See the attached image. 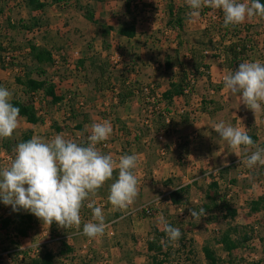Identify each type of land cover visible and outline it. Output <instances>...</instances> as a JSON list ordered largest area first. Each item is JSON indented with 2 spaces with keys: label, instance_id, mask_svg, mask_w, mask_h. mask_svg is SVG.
Instances as JSON below:
<instances>
[{
  "label": "rangeland",
  "instance_id": "1",
  "mask_svg": "<svg viewBox=\"0 0 264 264\" xmlns=\"http://www.w3.org/2000/svg\"><path fill=\"white\" fill-rule=\"evenodd\" d=\"M43 1L50 2V0ZM103 1L104 3H99L100 0H66V4L63 3L64 5H60L62 7H58L59 5L52 7L53 4H51L46 7V14H43L44 18L47 20L45 21V26L34 29L31 32H27L23 31L20 26L21 19L27 20L28 18V10L24 5V2H22V0H0V41L5 45L9 44L6 45L9 47L18 46L20 44L23 45L29 40H33L39 44L46 41L49 45H54L53 48H51L54 51L55 57L58 58L56 59L58 62L61 61L60 56L63 54L66 58H69V56L72 58H74V56L79 57L86 42L94 41V39L98 40L99 37L98 25L94 22V24H91L90 26V22H87L84 18H82L83 12L81 11V6L83 7L86 4L89 5V2H93L94 5L97 6L95 8L98 9V20L103 21L106 19L114 24H116L121 18L124 20L125 17L122 14L129 12L130 9L132 12H140L139 20L145 21V23L150 27V31L152 32L151 34L154 35V39L157 40V42H155L156 46L150 47L149 49L147 47H143L141 52L143 55L154 58L151 63L157 70L162 68L160 60L164 58L165 54H167V52L174 54L175 50L178 49V47H176V49L174 46L171 48L168 45V42L170 41V34L167 32V28L165 29L166 25L164 23L168 20V15H164L165 17L162 15L166 12V4H168L169 0ZM126 2L129 7L128 11L126 10ZM173 3L172 5L175 9L182 11L181 16L183 17L184 25L187 26V30L182 32L183 39H181L179 46L180 56L183 58L189 45H197L199 48L207 49V53L205 55L206 57H209L211 62L219 58L222 60V44L228 43V39L231 38L226 35L223 41L220 40V36L223 34V30L225 28L223 27V22L219 20V18H222L223 20V12L221 11L219 16L218 13L220 10L204 7L199 11L198 15H194L192 10L187 5V0H174ZM232 26H235L237 30H244L246 26H249L253 29V32L257 30L261 33L264 29V18L252 17L246 19L242 24ZM218 29H221L222 31L218 33ZM109 37L110 40H113V42L115 41L114 33H112ZM197 41H200L201 43L199 44ZM59 42H64V45L66 46L63 45L61 48L60 46L58 47L57 45ZM107 53L115 56L114 59L117 58L115 55L116 49L112 48L111 50L109 49L108 51H103V54ZM218 54H220V56L215 59L214 56H218ZM119 56H121V53H119ZM250 57H254V59ZM249 61L264 62V45L260 47L256 46L254 50L249 51L247 55L243 57L241 63ZM110 65H112V63ZM110 65L107 66L110 67ZM215 66L213 69L215 81L211 82L222 86L221 83H223V78H219L218 74H227L229 70L223 65L226 71L222 73V69L220 68V70L219 68H215ZM107 68L108 67H106V69ZM51 72L52 69H48V75L51 76ZM12 80L13 72L6 70L0 65V86L7 88L12 95H18L22 98L24 103H31L28 97H25L14 88L15 86H13L14 83ZM205 83L206 80L203 84ZM136 87L139 86L136 85ZM204 87L207 88V85ZM201 88L202 85H199V89ZM229 95L230 94L226 90L223 93L219 92L214 94L213 98L222 105V109L218 112L215 119L218 122L223 120L224 122L230 123L236 127V122L234 121L236 118L232 117L234 114V111L232 112V110H236L235 108L239 109L244 104L240 101L239 96ZM211 96L212 95L210 93H204L203 90L202 98L205 97L208 99ZM198 97H200L199 94ZM229 99H233L232 103L228 101ZM48 100H46V98L42 99L41 95H37L35 99L38 105L48 104L46 103ZM195 102L197 101H194V103ZM237 114H241L240 110L237 111ZM160 125L161 124L158 123L157 130L161 127ZM90 131L91 128L88 129V132ZM88 132L83 133L82 135L84 136H80L79 138L84 141ZM195 138H197V135ZM214 138V141L218 140V142H214L212 139L207 141L205 140L200 143L192 142L194 144L191 145L193 148H197L196 152L198 151L200 154V161L202 160L201 162H204L203 167L210 168V173L216 174L220 168H226V171L221 169L219 172L222 178L218 179V194L223 195L224 193H229L230 202L238 210L237 216L234 220L227 218L225 213H221L218 209L208 211L202 216H191L190 209L195 208L199 212L197 206L204 203L209 204L211 202V199L206 197V192L210 194L212 193V190L208 188V183L212 179L210 173L203 174L201 171V168H203L202 166L195 167V169H191L185 173L187 176L183 182H185L184 185H186V183L190 184V188L189 192L184 194L182 197L181 205L163 203V207H160L159 204L152 216H145V214L141 212H135V214H125L122 219H120L113 226H110L108 230L105 229L106 232L111 231V235L109 234L105 237L92 239V241L87 244L88 246L83 252H80V246L83 242L88 240L89 237L85 236L83 233L79 234L73 238L75 241L73 251L65 255H56L55 264H71L73 261L78 262L81 260H86L87 262H90V264H154L152 260L153 252L147 249V242L153 236V228H157L159 230L164 228V224L160 221V219H155L159 215H162L168 224H172L173 227L179 228L182 233L178 242L169 241L168 237L161 239V243H165V247H163L164 250H167L166 252L169 254L163 264H206L202 252V246L206 240L210 242L215 252L226 260L225 253L218 242V238L221 232L227 231L229 224H237L242 228L247 227L252 228L253 230L252 239L243 247L232 251L231 258L234 259L233 264H264V209L257 212H250L249 209L250 201L256 200L260 196L264 198V166L257 165L253 168H248L244 162L243 155L240 154L241 150L231 149L222 138H219V134L215 131ZM2 140L3 138H0V148ZM192 140L196 141L195 139ZM189 141L190 138L187 140L185 137H181V143L179 145L183 146ZM211 143H213V148L220 150L218 155L222 156L221 159L218 158L217 153L214 154V157L210 154ZM3 151L4 149L2 148L0 150V156ZM233 151H236L238 154L236 155ZM1 158L3 157H0V168L1 163L4 164L3 161L1 162ZM226 158H228V164L230 165L219 167L223 161L226 160ZM230 180H235V184L228 187V181ZM183 182L179 181V184L178 182H176V184L180 185ZM252 187V191H247V188ZM162 192L165 191H159V193L154 191V193L142 198L140 201L148 198L149 201L151 198L161 194ZM88 199L86 201L90 202ZM180 207L186 213L185 220H181L178 216V208ZM8 208L9 210L5 212L7 209L6 206L0 203V217L12 215V213H14L10 206H8ZM123 210L126 213L129 211V208ZM212 216H215V218ZM81 218H83V220H81L80 228L77 229L74 227V229H70L71 231L69 230V232H72V230L75 229L80 231L82 230L83 225L86 223L85 221L88 219L82 216ZM43 223L44 222H42L41 225ZM43 229H46L47 231L43 238L47 239L49 230L51 234V228L43 227ZM66 229L68 228H63L56 224L55 236L64 235L67 233ZM106 232H104L103 235H106ZM7 238L8 236H6L4 232L0 231V254L2 256V264H22V253L19 252L26 250V248L22 247V244L25 243H19L18 241L19 247L15 248L14 245L9 243ZM56 243H58V240L48 245V248L52 251L54 250L55 253L59 250V245ZM37 246L38 245H35L34 247H27L30 250L29 255L36 254ZM5 247H8L10 251L7 252L3 250ZM99 247H103V250L99 251ZM112 247H116V250H110ZM12 249H15V251H11ZM159 258H162V256H159ZM224 264L232 263L231 261H226Z\"/></svg>",
  "mask_w": 264,
  "mask_h": 264
},
{
  "label": "crops",
  "instance_id": "2",
  "mask_svg": "<svg viewBox=\"0 0 264 264\" xmlns=\"http://www.w3.org/2000/svg\"><path fill=\"white\" fill-rule=\"evenodd\" d=\"M101 2L104 3L103 0H100L99 3ZM173 2L174 0H172V3ZM89 3L94 14L93 21L86 20L84 16H82V18L87 22H90V26L91 24H94V22L98 25V40L94 39V41H87L79 57L74 56V58H72L69 56V58H66L63 54L60 56L61 61L59 62L56 60L58 58L55 57L53 51L55 65L49 69H52L51 79L54 84L55 94L61 98L60 101L52 103L49 97H44L46 100L49 99L46 102L48 104L38 105L35 101L36 96L32 98L29 97V95L24 94L21 87L15 83L13 77L12 82L14 83V88L25 97L29 98L31 102L29 104L34 108L37 118L40 119L37 123H30L25 117L19 116L18 128L15 130L13 136L16 139H19L25 132L31 131V138L39 136L44 140H49L55 137V135L60 134L66 139L75 140L78 143L85 144L79 137L84 136L82 134L88 132V129L91 128L93 123H110L112 126V134L109 137L111 140V148L109 150H101L100 152L112 156L116 161L125 154H134L137 157V167L134 169V174L138 179V195L131 206L128 207L131 209L132 207H138L144 204L145 201L147 202L149 198L143 201L140 200L154 193V191L159 193V191L173 190L174 186L177 185L176 182L179 184V181H184L187 176L185 175L187 171L191 169L193 170L195 167H203L204 162H201L202 160L200 161V154L198 151L196 152L197 148H193L191 144H194L192 142L200 143L205 140H215L214 130L211 127H213L215 123H218L215 117L221 109L208 113L201 111L200 100L202 98L203 90L204 93L213 92L208 86L207 88L204 87L207 85V79L204 76H199L195 80L194 88L188 94L184 93L183 95L173 96L171 102H166L162 97V93L169 88L170 81L178 80L180 74L178 73L179 67L173 66L170 73H165L162 69L157 70L151 63L154 58L142 54L141 51L143 47H147L148 49L154 47L156 46L155 42H157V40L154 39L150 27L145 21L139 20L140 12L137 13V11L132 12L131 9L129 10L126 2V10H129V12L122 14L125 17L124 20L121 18L116 24H114L106 19L103 21L98 20V9L95 8L97 6H95L93 2ZM54 6L55 5H52V7ZM168 8L169 2L166 4V12L162 14L163 16L168 15ZM164 23L166 25L165 29L167 28V32L170 34L168 45L171 48L173 46L176 48L178 42L180 44L181 39H183L182 33L181 36L177 35L176 29L174 30L172 27L167 26V21ZM102 24L114 27H117L119 24L131 25L134 28V36L128 38L118 35L115 31H111L109 36L114 33L115 41L113 42L109 37L107 43H104L102 37L100 38V25ZM182 25V31L184 32L187 30V26L184 25V21H182ZM240 31L242 34L245 33V29ZM249 32L252 33L255 38L253 50L256 46L260 47L264 45V29L260 33V31L257 30L253 32V29L250 28ZM63 45L64 42H59L57 46H60L61 48ZM46 47L53 48V45L47 43ZM112 48L116 49L115 55L117 58L115 59V56L109 55L108 53L103 54V51H108ZM119 53H121V56H119ZM167 54L170 53L167 52ZM205 58V62L209 66L208 72L210 74V79L213 82L215 81L213 76L215 64L218 66H215V68H221L222 70H220L222 73H224L226 69L220 58H215L216 60L214 59L215 61L213 62L209 60V57ZM250 58L254 59V57ZM184 59L187 60V58ZM163 60L164 58L160 60L161 64L163 63ZM79 61H83V64L77 65ZM105 62V68L108 67L106 69L107 74L110 76V88H105L101 84L100 67L103 66ZM111 63L112 65H110ZM107 65H110V67ZM218 75L219 78H223L225 73ZM205 80L206 83L203 84ZM151 83L155 85V93H157L159 97H155V100L148 102L151 103L153 109L158 106L159 110H161H153L150 113V124L144 125L142 121L145 116L148 115L149 109L145 94L142 92H135L136 94L132 95L129 99L124 100V103L118 104L117 87L118 85L127 87L138 85L141 87ZM221 84L222 87L220 93H223L226 89L224 84ZM199 85H202L201 89H199ZM198 94L200 97H198ZM13 95L11 98H20L18 95ZM194 101L197 102L194 103ZM228 101L232 103L233 99H229ZM235 109L236 110H232V112L234 111L232 117L236 118V120H234L236 122V128L244 130L247 133H252L257 138L255 147H252L251 151H255L256 147L264 148V140H262L264 139V107L253 111L246 105H242L241 108ZM238 110L241 112L239 115L237 114ZM162 111L164 113H162ZM164 114L169 117L172 123V131L170 135L165 136L161 141L157 139L156 135L165 125ZM158 123L161 124V127L157 130ZM194 132L197 135V138L191 137V134ZM179 136L185 137L187 140L190 138V143L188 142L183 146H180L178 143L179 141H177ZM192 139H195L196 141H193ZM214 142H218V140ZM211 144L210 154L214 157V154L217 153L218 155L220 150L213 148V143ZM162 148L165 150L163 154L160 151ZM14 154L11 155L3 151L2 157L5 158L9 155L12 160ZM218 158L221 159L222 156L218 155ZM11 160L8 163L6 162L7 167L10 165ZM226 161L228 162V158H226ZM228 163L227 165H230ZM219 167H225L224 163ZM201 169H204V167ZM117 177L118 167L113 172V178L106 181L103 187H101L94 195H90L88 199L90 202H84L80 211V216L88 219L86 221L84 220L86 223L93 221V215H91L92 210L87 207L88 203H93L94 206L102 207L105 215V229L107 230L127 214L123 209L114 208L108 200L110 185ZM184 184L185 182L180 185ZM253 187L247 188V191H252ZM163 205L164 204L161 203L160 207H163ZM117 214H119V216ZM31 215L33 216V220L31 228L27 232V236L18 239L19 243H25L22 244V247L27 250H29L27 247H34L40 243L48 250L55 253L54 250L52 251L48 248V245L57 240L58 243L56 244L59 245V249L61 247V242H65L73 248L75 245L73 238L82 234V230L80 231L77 229L69 232L70 229H74V227H72L66 229L67 233L64 235L55 236L56 231H52V228L50 227L51 225H48L46 222L41 225L42 221L35 215ZM161 217L163 216L159 215L155 219L158 220ZM81 220H83V218H81ZM43 227L51 228V234L49 230L47 239L43 238L47 233L46 229H43ZM109 234L111 235V231H107L106 235L97 236L95 238L105 237ZM92 239L94 238H88V240L82 243L80 246V252H83L84 249L87 248V244H89ZM112 249L116 250V247L110 248V250ZM101 250H103V247H99V251Z\"/></svg>",
  "mask_w": 264,
  "mask_h": 264
},
{
  "label": "clouds",
  "instance_id": "3",
  "mask_svg": "<svg viewBox=\"0 0 264 264\" xmlns=\"http://www.w3.org/2000/svg\"><path fill=\"white\" fill-rule=\"evenodd\" d=\"M194 15L204 7L223 12V25H239L252 17L264 18L261 0H187ZM223 84L230 95L239 96L249 109L264 107V62L249 61L223 76ZM12 93L0 86V138L12 137L18 128L20 109L11 103ZM219 138L233 150H241L248 168L264 166V148L255 147L252 137L244 130L223 120L211 127ZM112 134L108 122L93 123L86 144L69 140L60 134L44 140L39 136L20 142L8 167L0 168V203L10 206L13 212L26 211L42 222H55L63 228L81 226L80 210L84 202L94 195L106 181L113 178L118 167V177L110 185L108 200L114 208L127 209L138 195V179L134 174L137 157L125 154L114 160L101 153L97 145L107 141ZM236 155V151H233ZM227 166V161H223ZM93 221L85 223L82 233L95 238L105 232V215L102 207L88 203ZM191 216H202L190 209ZM169 241H179L182 233L177 227L160 218Z\"/></svg>",
  "mask_w": 264,
  "mask_h": 264
},
{
  "label": "trees",
  "instance_id": "4",
  "mask_svg": "<svg viewBox=\"0 0 264 264\" xmlns=\"http://www.w3.org/2000/svg\"><path fill=\"white\" fill-rule=\"evenodd\" d=\"M22 2H24V5L28 10V18L27 20L21 19L20 26L23 31L27 32L45 26V21L47 20L44 18L43 14H46V7L51 4L60 6L67 3L66 0H50V2L41 0H22ZM261 2L264 3V0H261ZM168 10L167 26L172 27L174 30L176 29L177 35L181 36V33L183 32L182 11L173 7L172 0H169ZM81 11L86 20L93 21L94 14L90 5L86 4L83 7L81 6ZM220 12L221 11L218 13L219 16ZM219 20L223 22L222 18H219ZM223 27L225 26L223 25ZM249 28V26H246L244 28L245 33L242 34V32L237 30L235 26L230 25L224 28V32L220 36L221 41L225 39L226 35H228L227 37H231L228 39V43L222 44L221 48L222 63L229 71L234 70L238 64L241 63L243 57L246 56L249 51L253 50L255 38L253 34L249 32ZM111 31H115L118 35L128 38L134 36V28L131 25L119 24L117 27H114L102 24L100 25V34L104 43H107ZM218 31V33H220L222 30L218 29ZM47 43L48 42L43 41L42 44H38L33 40H29L23 45L20 44L18 46L9 47L6 46L9 44L5 45L0 41V65L13 72L14 81L21 87L24 94H27L32 98L37 95H41L42 99H44V97H49L52 103H56L60 101L61 98L55 94L54 84L52 83L51 76L48 75V69L55 65V59L53 56V50L46 47ZM197 43L200 44L201 42L197 41ZM179 46L180 44L178 42V49L176 48L177 50H175L174 54H165L162 68H160L165 73H170L173 66H178V73H180L177 81L169 82V88L162 93L163 99L166 102H171L173 96L183 95L184 93L188 94L194 88L195 80L199 76H204L207 79V86L213 91V94L210 93L212 96L208 99L205 97L201 99V111L208 113L222 109V105L213 98L214 94L220 92L222 86L220 84H213L210 80L208 72L209 66L205 62V51L207 49L199 48L197 45H189L187 52L182 58L179 53ZM219 56L220 54H218V56L215 55L214 57L218 58ZM184 58H187V60ZM79 64H83V61H79L77 65ZM105 66L106 62L100 67L101 84L105 88H110V76L107 74ZM149 85L150 84L141 87H136V85L131 87L118 85V104L124 103V100L129 99L132 95L138 92L143 93L142 89ZM151 93L154 94V91L150 90V94ZM11 103L20 109L19 116L25 117L28 122L37 123L40 121L36 116L34 108L31 107V104H26L21 98L16 97L11 98ZM248 135L252 137L254 142H256L257 138L255 135L252 133H248ZM29 139H31V131L22 134L19 139H16L14 136L3 138L0 150L3 148L5 152L13 155L17 144ZM221 169L222 168H220L216 174L210 173V168H204L201 170L203 174H206L208 171L207 173H210L212 177L208 183V188L212 190V193L210 194L206 192V197L210 198L211 202L209 204H201L200 206H197V208L200 209L203 207L205 213L213 209H218L221 213L224 212L227 218L234 220L237 216V210L229 200V193H224L223 195L218 194V179L222 178L219 173ZM223 169L226 171V168ZM234 184L235 180L228 181V187H231ZM189 188L190 184L175 185L173 190L170 191L172 203L175 205H181L182 197L189 192ZM249 209L250 212H257L264 209V198L260 196L256 200L250 201ZM117 215L119 216V214ZM212 217L215 218V216ZM32 220L33 216L23 210L20 212H14L12 215L2 216L0 217V231L8 236L7 239L10 244L14 245L15 248H18V239L27 236V232L31 228ZM55 226L56 223L53 222L51 224L52 231L55 230ZM252 231V228H242L237 224H229L227 231L221 232L218 238V242L225 253L226 260L219 256L210 242L206 240L202 246L205 263L224 264L226 261H231L233 264L234 259L231 258L232 251L243 247L249 242L252 239ZM152 235V238L147 242V249L153 252L152 260L154 264H163L169 254L166 252L167 250H164L163 247H165V243H161V239L167 237V234L165 233L164 228L162 230L153 228ZM3 250L7 252L10 251L8 247L3 248ZM11 251H15V249H12ZM29 251L30 250L26 249L19 252L22 253V264H55L54 259L56 255L71 253L73 248L65 242H61V247L57 253L51 252L41 244L37 246L36 254L29 255ZM159 256H162V258H159ZM1 259L2 256L0 254V264H2ZM71 264H90V262L81 260L78 262L73 261Z\"/></svg>",
  "mask_w": 264,
  "mask_h": 264
},
{
  "label": "built area",
  "instance_id": "5",
  "mask_svg": "<svg viewBox=\"0 0 264 264\" xmlns=\"http://www.w3.org/2000/svg\"><path fill=\"white\" fill-rule=\"evenodd\" d=\"M206 53H207V51H205V54ZM142 90H143V93L146 96V101L147 102L155 100V97L156 98L159 97V95H157V93H155L156 87L152 83L148 87L143 88ZM150 90H153L154 94H152V93L150 94ZM148 105H149L148 115H146L145 118L142 121V123L144 125H149L150 124V113L153 110H155V111H160L161 110V109L159 110L158 106L155 109H153L151 103H149V102H148ZM162 113H164V112L162 111ZM163 116L165 117V121H164L165 125L162 128V130L156 135L157 139H159L161 141L165 138V136L170 135L171 131H172L171 130V122H170L169 117L167 115H165V114ZM90 132H88L87 135L85 136V139H84V143L85 144L87 143V138L90 135ZM179 137H178L177 141H179L178 143L180 144L181 143V137H180V139H179ZM191 137H193V138L196 137L195 132L191 134ZM110 148H111V140L109 138H108L107 141L101 142V143H99L97 145V149L99 151H101V150H109ZM160 151H161L162 154L164 153V149L163 148ZM1 156H2V154H1ZM10 160H11V157L9 155H7L5 158H3L1 160V162L3 161L4 164L1 163V168L7 167L6 162L8 163ZM241 166H242V164H241ZM161 203H168V204L172 205V201H171V198H170V191L162 192L161 194H158V195L154 196L153 198H151L149 201L145 202L144 204H142V205H140L138 207H134V208L132 207L126 213L127 214H132V213H135V212H141V213L145 214V216H152L155 213V209ZM130 206H131V204L128 207H130ZM6 208L7 209H6L5 212H7L9 210L8 206H6ZM178 216H179V218L181 220H185V218H186V213H185L184 210H182L181 207L178 208Z\"/></svg>",
  "mask_w": 264,
  "mask_h": 264
}]
</instances>
